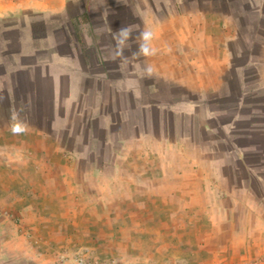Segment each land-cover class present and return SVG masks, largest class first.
Wrapping results in <instances>:
<instances>
[{
	"label": "crops",
	"instance_id": "0c3cea01",
	"mask_svg": "<svg viewBox=\"0 0 264 264\" xmlns=\"http://www.w3.org/2000/svg\"><path fill=\"white\" fill-rule=\"evenodd\" d=\"M127 1L121 10L133 8V18L121 16L113 22L104 14V42H97L90 35L85 38L82 25L77 31L73 23L66 37L36 34L35 15H67L78 0H0V201L7 196L8 214L27 216L37 225L82 219L75 216L80 192L70 190L74 180L63 176L65 169L74 172L77 166H63L59 157L81 152L80 122L89 132L92 154H100V146H119L127 148L122 151L128 155L140 156L159 148L153 123L160 121V111L169 120L167 139L175 137V118L180 115L187 122L186 132L178 137L183 142L221 129L234 141L225 151L237 160L211 164L204 159V145L191 142L181 148L170 142V148L187 150L185 154L198 160L182 169L180 181L162 182L161 187L175 190L168 189L166 197L155 192L119 200L120 211H105L106 227L92 223L83 235L97 241L118 216L124 219L120 233L152 236L147 264H155L156 255L159 264H222L237 254L247 259L242 263L252 264L264 255V0ZM118 23L132 28L121 55H116L114 36L108 35ZM148 28L157 33L153 45L159 52L145 57L138 54V45L140 33ZM146 65L154 68L151 78L141 74ZM160 86L163 92L168 91L164 86L179 87L183 96L159 102ZM219 112L229 116L211 125ZM14 113L26 121L27 132L12 133ZM149 114L152 130L145 136ZM80 116L87 117L81 121ZM241 133L249 140L247 146L238 141ZM145 137L156 138V144L147 149ZM257 139L259 144L254 143ZM30 165L42 172L40 180L27 177ZM54 171H61L63 180H46V172ZM21 173L26 177L20 179ZM130 186L135 194L137 182ZM182 188L184 198L176 194ZM69 202L68 208L58 206ZM138 220L151 228L137 227ZM180 250L184 253L178 255Z\"/></svg>",
	"mask_w": 264,
	"mask_h": 264
},
{
	"label": "rangeland",
	"instance_id": "374dc122",
	"mask_svg": "<svg viewBox=\"0 0 264 264\" xmlns=\"http://www.w3.org/2000/svg\"><path fill=\"white\" fill-rule=\"evenodd\" d=\"M123 1L124 0H78L77 5L67 15L48 14L46 16L44 15L42 18L35 15L34 17L37 18L35 23L36 34L38 36L59 34V37H66L67 32L73 28L71 21L72 14L81 10L83 13L88 12L90 14V21L83 23L81 27L84 37L86 38V36L90 35L98 42L102 38V35H104L100 32L106 27L104 18L106 15L104 14H108L106 18L113 22L118 21L121 16L128 19L133 18V8L128 7L126 10H121L123 9L121 7ZM150 1L151 0H128L127 2L146 3ZM107 28L110 27L108 26ZM119 28V23L113 25L108 35L113 37ZM94 29L99 33L94 31ZM101 40L104 42L103 39ZM113 40L115 41L114 37ZM114 44L115 43H113V45ZM114 59L115 58H110V61H113V63L116 61L118 62V60ZM131 61H127L128 67H130ZM160 87L162 90H159V102H170L176 99V101H178V98L183 96L178 92V89H180L179 87L164 86V90H168L167 92H163L162 86ZM173 92L175 94H173ZM145 100L148 99L146 98ZM214 108L218 109L216 106ZM162 112L163 111H160L159 113L160 121L157 123L154 121L153 123L154 137L158 138L159 135V140L155 139L160 142L159 148H156L155 153L152 155H128L124 153L127 151V148H120L119 146H113L110 149L107 146H100L99 150L101 153L98 155L92 154L90 152L91 148L88 146L90 141L89 132L83 131L86 125L80 122L81 145H78V147L81 152L77 155L68 154L59 157L63 159L61 160L63 166H77H75L76 170L74 172H72V167L70 169H65L63 171V176L68 182L74 180V186L71 187L70 185V190L72 189L73 192H80L81 198L80 201L77 202L78 205L75 207L78 213H76L75 216H81L82 219L80 217L74 220H63L60 218L58 220L45 221L37 225L35 224V220H29L27 216H19L16 214V217H12L8 214L7 207H10V204L6 202L7 196H3L0 201V264H147L145 257H150V255L153 254L152 236L150 234H141V231L140 234H137L136 231L120 233L118 225L121 221V223H123L124 219L122 220L118 216L115 217V221H111L109 233L106 230L100 231L99 228L103 229V227H106L104 224L105 211L107 213L110 211L115 213L120 211L122 204L119 203V200H126L125 198H129V201H131L134 197L141 198L143 196L145 197V195H153L155 192H161V195L166 197L167 190H172L174 187H161L162 182L166 183L167 178H170L174 183H176L174 180H177V182L180 181L182 179L180 176L182 169L184 170L186 167L190 166V164H194L195 160L198 161L196 155L191 156L188 152L185 154L187 150L180 152L176 147L170 148L168 145L170 142L178 143L181 148L190 146L191 142L196 144L197 147L201 144L204 145L207 151V155H205L204 159H207L208 163L211 164L213 161L231 164L233 159H236L235 155L225 151L233 146L232 143H234V141L230 137H226L227 134L221 129H216L214 131L210 130L202 139L197 136L199 134L198 132H193V135H196L197 138L194 137L191 139V142L190 140L183 142L182 138L178 137L186 132L187 122L180 115L175 118V137L173 139L165 138V136L168 135L166 131L168 130L167 126H169V120H167V117L163 116L164 113ZM220 114L221 112L214 117L216 121L211 122V125L229 116L227 112L226 114L224 113L223 116H220ZM84 117L87 116H80V120L82 121ZM150 118V114L145 116V123L143 126L145 136L151 135L150 131L152 130V124ZM146 120L148 121L146 122ZM146 131L149 134L146 135ZM240 131H242V129ZM243 138L241 133V139L238 140L240 141L241 147L247 146L249 142V140ZM155 139L151 141L150 138L145 137L144 141L147 149H149L152 144H156ZM258 140L259 139L255 140L254 143L259 144L260 142H258ZM210 148L220 150V153L214 154V152L209 151ZM109 151H111V153ZM105 164L106 168L103 169L102 167H104ZM163 168L164 171H162ZM167 168L170 169V176L168 175ZM27 173V177L31 176L32 179L40 180L42 176V172L37 168H35V170L32 169L31 165L27 168ZM45 176H47L46 180L49 181L55 180V178L58 181L63 180L61 178V171L46 172ZM25 177V174H19L20 179ZM152 179L156 180L153 181ZM88 180H90V187L87 185ZM133 181L137 182V186H139L135 194H133L134 191L131 192L130 186V183ZM184 189L185 188H182L176 192L178 197L182 196L184 198ZM53 194L55 195L56 192ZM48 205L50 206V204ZM61 205H63L64 208H68V206L72 204H60L58 206L60 207ZM143 210L144 212H148V208L144 207ZM60 211L62 212L64 209L61 208ZM137 222L141 223L140 225L134 223L137 227L142 226L144 228H151L150 223H145V220H138ZM92 223L95 225L99 224V228L97 229L102 233V235H99V231L97 230V235L100 236L97 241H93L88 235L85 236V234H87L85 230H87ZM116 223L118 228H116ZM30 227H32L30 231L33 233L31 235L28 232ZM40 231L41 233L39 234ZM112 232L113 234L111 235ZM83 233L85 234L83 235ZM39 246L45 248L40 250ZM181 253H184V251L180 250L178 255ZM262 257L255 259L252 264H260ZM165 258L168 259L167 257ZM159 259L161 258L156 255L157 261L155 264H159ZM246 260V258L241 259L240 254H237L234 259L229 257L222 264H247L242 263L246 262Z\"/></svg>",
	"mask_w": 264,
	"mask_h": 264
},
{
	"label": "clouds",
	"instance_id": "9594fccd",
	"mask_svg": "<svg viewBox=\"0 0 264 264\" xmlns=\"http://www.w3.org/2000/svg\"><path fill=\"white\" fill-rule=\"evenodd\" d=\"M132 35L131 26H122L114 34V39L116 41V55H121L124 48ZM157 39V33L151 28L145 29L140 33L141 43L138 45V54H142L145 57L155 56L159 52V49L153 45V41ZM141 74L148 78L154 75V68L151 65H146L143 67ZM13 124L11 131L13 134H22L27 132L28 125L26 121L21 119L18 114L14 113L12 116Z\"/></svg>",
	"mask_w": 264,
	"mask_h": 264
},
{
	"label": "trees",
	"instance_id": "16d2710c",
	"mask_svg": "<svg viewBox=\"0 0 264 264\" xmlns=\"http://www.w3.org/2000/svg\"><path fill=\"white\" fill-rule=\"evenodd\" d=\"M72 23L75 25L76 30H80V25L90 21V14L88 12L80 13L71 18Z\"/></svg>",
	"mask_w": 264,
	"mask_h": 264
},
{
	"label": "built area",
	"instance_id": "2783aa9c",
	"mask_svg": "<svg viewBox=\"0 0 264 264\" xmlns=\"http://www.w3.org/2000/svg\"><path fill=\"white\" fill-rule=\"evenodd\" d=\"M260 264H264V255H263L262 259H261V263Z\"/></svg>",
	"mask_w": 264,
	"mask_h": 264
}]
</instances>
